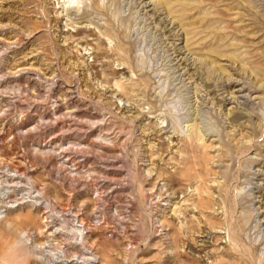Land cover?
Returning <instances> with one entry per match:
<instances>
[{
    "label": "rangeland",
    "instance_id": "obj_1",
    "mask_svg": "<svg viewBox=\"0 0 264 264\" xmlns=\"http://www.w3.org/2000/svg\"><path fill=\"white\" fill-rule=\"evenodd\" d=\"M0 180V264H264V0H0Z\"/></svg>",
    "mask_w": 264,
    "mask_h": 264
},
{
    "label": "bare ground",
    "instance_id": "obj_2",
    "mask_svg": "<svg viewBox=\"0 0 264 264\" xmlns=\"http://www.w3.org/2000/svg\"><path fill=\"white\" fill-rule=\"evenodd\" d=\"M164 26V25H163ZM186 173V172H185ZM170 177V176H169ZM202 178V177H201ZM205 178V177H204ZM1 181V180H0ZM4 184V182L2 181V182H0V187H2V185ZM4 191V190H3ZM4 194V197L6 198L7 197V194H5V192L3 193ZM2 196V195H1ZM210 198V197H209ZM208 197H204V196H201L200 198H199V204H200V208H205V207H208L209 205H210V202H211V200L209 199ZM11 202V201H10ZM37 202H39L38 201V199H36V200H34L32 203H31V207H37ZM39 206V205H38ZM48 218H50V217H48ZM46 216H45V219H48ZM82 225V224H81ZM82 227L83 228H81V227H74L73 229H74V238L76 239V241H79L80 242V246L81 247H84L83 249L85 250H87L88 252L89 251H91L92 252V250H91V248H89L88 247V244H89V236H87V234L85 235L84 233H83V231H84V226L82 225ZM14 232V231H13ZM58 232V229H56L55 230V233H57ZM61 233V232H60ZM12 235V234H11ZM14 237H16V244H19V246H23L24 244L25 245H27L28 244V242H29V239H27L28 237H26V234H25V232H23V231H20V232H16L14 235H13ZM68 236V235H67ZM91 246V245H90ZM32 247V246H31ZM34 247V246H33ZM32 247V248H33ZM58 252V251H57ZM50 253V252H49ZM59 253H62V255L61 256H58L59 255ZM59 253H58V255L56 254V253H54L53 254V256L51 255H49L50 257V260L48 261V263L47 264H58V263H61V264H68V262L67 261H59L60 259H62V258H64V259H66V253H65V251L64 250H59ZM86 253V252H85ZM57 255V256H56ZM45 256V255H44ZM88 256H89V253H87V254H83V256H79L78 257V260H81V262L83 263V264H93V262H91L90 260H89V258H88ZM56 257V258H55ZM48 258V257H47ZM92 258V257H91ZM55 259V260H54ZM95 260V259H94Z\"/></svg>",
    "mask_w": 264,
    "mask_h": 264
}]
</instances>
